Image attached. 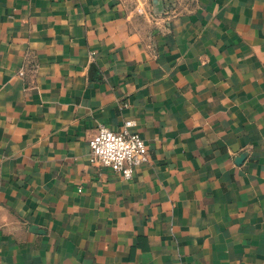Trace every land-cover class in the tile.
Segmentation results:
<instances>
[{
    "label": "crops",
    "instance_id": "obj_1",
    "mask_svg": "<svg viewBox=\"0 0 264 264\" xmlns=\"http://www.w3.org/2000/svg\"><path fill=\"white\" fill-rule=\"evenodd\" d=\"M0 264H264V0H0Z\"/></svg>",
    "mask_w": 264,
    "mask_h": 264
},
{
    "label": "built area",
    "instance_id": "obj_2",
    "mask_svg": "<svg viewBox=\"0 0 264 264\" xmlns=\"http://www.w3.org/2000/svg\"><path fill=\"white\" fill-rule=\"evenodd\" d=\"M148 3L150 0H139ZM141 12V8L138 9ZM125 106V105H124ZM134 118H126L120 130L100 125L89 140V161L119 173L123 178L132 177L136 167L148 161V146L138 131Z\"/></svg>",
    "mask_w": 264,
    "mask_h": 264
},
{
    "label": "water",
    "instance_id": "obj_3",
    "mask_svg": "<svg viewBox=\"0 0 264 264\" xmlns=\"http://www.w3.org/2000/svg\"><path fill=\"white\" fill-rule=\"evenodd\" d=\"M153 2L154 5H156L158 3V0H151ZM243 156H240V159L242 158Z\"/></svg>",
    "mask_w": 264,
    "mask_h": 264
}]
</instances>
